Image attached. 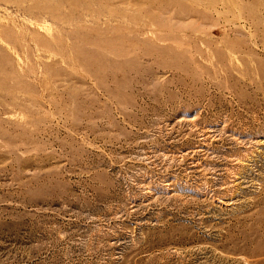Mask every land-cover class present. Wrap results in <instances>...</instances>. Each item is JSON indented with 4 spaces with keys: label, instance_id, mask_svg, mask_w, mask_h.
Listing matches in <instances>:
<instances>
[{
    "label": "rangeland",
    "instance_id": "374dc122",
    "mask_svg": "<svg viewBox=\"0 0 264 264\" xmlns=\"http://www.w3.org/2000/svg\"><path fill=\"white\" fill-rule=\"evenodd\" d=\"M0 264H264V0H0Z\"/></svg>",
    "mask_w": 264,
    "mask_h": 264
}]
</instances>
